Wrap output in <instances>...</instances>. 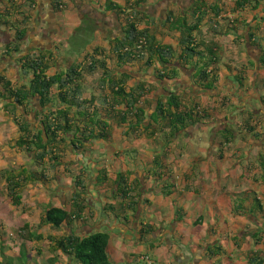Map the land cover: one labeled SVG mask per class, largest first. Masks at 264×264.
I'll return each mask as SVG.
<instances>
[{
  "label": "crops",
  "instance_id": "0c3cea01",
  "mask_svg": "<svg viewBox=\"0 0 264 264\" xmlns=\"http://www.w3.org/2000/svg\"><path fill=\"white\" fill-rule=\"evenodd\" d=\"M235 1L205 0L207 6L223 9L222 18L209 13L196 35L198 42L214 44L217 51L220 82L215 90L198 86L191 67L179 66L177 80L161 82L155 68L139 74L136 64L127 82L130 90L148 81L157 88L149 100L174 94L185 108L200 104L209 118L171 141L143 133L127 136L126 126L114 124L109 141H94L84 155L68 152L65 162H84L93 181L84 220L64 226L57 237L107 233L112 264H264V212L254 210L258 203L264 208V0L243 11ZM196 4L197 0H0V79L17 88L29 86L32 75L23 68L24 58H43L47 74L54 76L86 63L97 51L113 57L111 75L120 78L114 51L125 36L122 10L140 15V28L147 29L151 42L180 55L186 32L182 25L195 21ZM216 20L218 27L211 24ZM18 32L25 33L20 42ZM5 50L13 51L7 56ZM240 76L245 79L243 88ZM95 80L89 77L86 89L99 97ZM230 132L227 139L223 133ZM159 155L165 177H172L169 181L153 177ZM76 166L71 167L74 175ZM103 170L110 180L98 187L95 180ZM62 171L60 181H71L72 186L61 191V205L71 212L74 181ZM120 174L142 192L138 214L117 211L121 219L106 212L108 204H121L113 198ZM165 183L175 185L167 197L161 193ZM147 257L151 263L144 260ZM59 259L58 264H79L61 254Z\"/></svg>",
  "mask_w": 264,
  "mask_h": 264
},
{
  "label": "trees",
  "instance_id": "16d2710c",
  "mask_svg": "<svg viewBox=\"0 0 264 264\" xmlns=\"http://www.w3.org/2000/svg\"><path fill=\"white\" fill-rule=\"evenodd\" d=\"M260 1L236 0L235 5L237 10L243 11L248 7H257ZM196 7L193 17L195 21L190 24L185 21L182 25L185 26L186 32L181 41L180 55H176L171 47L151 42L147 29L140 28L138 13L126 14L119 9L127 21L125 36L117 42L114 51L118 70L122 71L120 78L111 75L115 71L109 66L113 57L109 59L102 52L97 51L95 55L85 60L86 63L54 76L47 74L48 67L43 58L38 56L24 58L23 68L32 75L29 86L17 88L4 77L0 79V100L5 102L6 113L13 118L19 128L17 147L30 154L35 165V169L22 167L0 171V179L5 183L9 203L14 209H24V194L29 186L55 185L62 179L58 173L63 169L62 172L69 174L74 181L71 212L67 206L48 205L36 229L26 224L21 230V236L26 233L24 239L35 246L39 256L42 251L36 249L37 244L47 242L53 255L61 254L79 264H112L108 254L110 237L107 233L98 232L89 236L72 233L63 237H46L42 233L46 227L58 231L75 221L84 220L88 205L86 198L88 185L93 180L88 178L90 169L84 162H65L68 152L84 155L88 153V146L94 141H109L114 124L126 126L127 136L131 134L138 136L143 133L149 138H165L171 141L185 128L209 118L208 114H204L200 104L185 108L181 99L174 94L169 97L161 96L156 102L153 99L149 100L148 97L154 91L156 92L157 88L155 89L154 85L148 81H140L130 90L127 88V82L133 79L135 74L132 67L139 64V74H143L142 72L147 74L148 70L155 68V78L161 82L177 80L179 66L180 68L191 67L195 70L198 86L207 91L215 90L220 82L217 51L213 47L214 44L198 42L196 35L209 13L215 19H219L222 18L223 9L211 8L207 6L205 0H197ZM217 20L211 21L215 27H218ZM232 30L235 32V25ZM24 36L25 33L18 32L17 41H22ZM248 36L252 42L251 33H248ZM12 51L5 50L4 54L10 56ZM14 53H19L17 48L14 49ZM176 64L178 67L175 66ZM89 77L96 78L99 97L92 93L88 94L86 82ZM244 81L243 76L238 78L242 88ZM35 100H38L40 111L29 109ZM31 114L34 115L36 125L27 121V117ZM228 134L223 133L227 139L233 133ZM74 165H77L79 170L77 175H74L71 169ZM165 169L160 155L157 156L154 161L153 177L156 180L163 178L171 180V175L165 177ZM109 180L108 172L103 170L98 172L95 181L99 187L108 184ZM174 189L173 183H165L161 193L167 197L173 193ZM113 198L120 200L121 204H108L107 213L114 214L119 219L122 217L117 214V211L121 214L125 211H130L134 215L138 214L142 203V192L138 185L129 182L126 174H120L114 182ZM257 205L254 210L263 213L264 208L261 203ZM128 219L126 217L125 221ZM195 225H198V222ZM1 230L0 235L3 236ZM142 230L143 233L147 231L146 228ZM2 255L6 257L4 251ZM29 259H31L30 254L24 246L20 250L17 264H27L26 261ZM58 262V257L49 260L50 264ZM7 264H14L13 259H9Z\"/></svg>",
  "mask_w": 264,
  "mask_h": 264
},
{
  "label": "rangeland",
  "instance_id": "374dc122",
  "mask_svg": "<svg viewBox=\"0 0 264 264\" xmlns=\"http://www.w3.org/2000/svg\"><path fill=\"white\" fill-rule=\"evenodd\" d=\"M29 109L41 110L38 102L32 104ZM27 121L34 125L37 124L34 122V115L32 114L27 117ZM19 136L20 132L16 122L6 113L5 102L0 100V171L22 167L35 169L31 155L17 147L16 143ZM71 158L73 156H70L68 161H71ZM71 186V181L64 180L56 182L55 185L50 187L29 186L24 194V209H14L8 201L5 183L0 179V229L4 234L3 236L0 235V264H7L9 259H13L14 264H17L20 250L24 246L31 258L26 261L27 264H50L49 260L53 257H58V261L60 260L58 254L53 255L50 252L47 242L37 244L36 249L42 251L41 256H39L35 251V246L24 239L26 233L21 236V230L26 224L36 229L41 217L44 216L46 207L48 205H61L63 197H65V194H61V191H65ZM42 231L46 237L58 236L60 233L49 227L44 228ZM2 251L6 253L7 258L2 255Z\"/></svg>",
  "mask_w": 264,
  "mask_h": 264
},
{
  "label": "built area",
  "instance_id": "2783aa9c",
  "mask_svg": "<svg viewBox=\"0 0 264 264\" xmlns=\"http://www.w3.org/2000/svg\"><path fill=\"white\" fill-rule=\"evenodd\" d=\"M144 260H145L146 262H149V263H151V261H150V258H149V257L145 258Z\"/></svg>",
  "mask_w": 264,
  "mask_h": 264
}]
</instances>
